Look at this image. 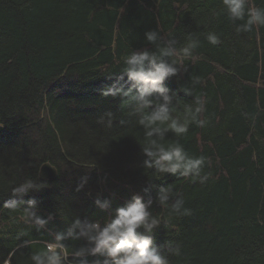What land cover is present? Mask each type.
I'll return each instance as SVG.
<instances>
[{
    "label": "trees",
    "instance_id": "16d2710c",
    "mask_svg": "<svg viewBox=\"0 0 264 264\" xmlns=\"http://www.w3.org/2000/svg\"><path fill=\"white\" fill-rule=\"evenodd\" d=\"M253 2L264 9V0ZM221 9L220 0H0V205L34 199L38 215L53 217L38 231L20 210L0 208V264H31L29 256L75 216L103 221L97 196L116 208L145 188L161 220L154 244L181 249L179 256L164 249L170 264H264V27L237 33L242 21L215 15ZM156 29L178 48L189 34L200 40L198 59H185L187 71L164 84L180 99L174 116L193 96L207 100L206 126L190 124L179 138L189 155L207 158L204 183L145 171L144 130L118 99L100 95L127 54L154 47L144 33ZM209 31L219 45L204 38ZM107 112L111 127L100 122ZM44 163L56 169L54 180L40 179ZM28 178L44 188L13 197L11 188ZM161 186L182 196L191 215L170 217L155 202Z\"/></svg>",
    "mask_w": 264,
    "mask_h": 264
},
{
    "label": "clouds",
    "instance_id": "9594fccd",
    "mask_svg": "<svg viewBox=\"0 0 264 264\" xmlns=\"http://www.w3.org/2000/svg\"><path fill=\"white\" fill-rule=\"evenodd\" d=\"M220 2L221 12L215 15L223 13L233 22L242 21L236 24L237 33L264 27V9L256 7L253 0ZM144 38L154 47L133 49L127 54L122 71L111 84L100 89V95L118 99L119 107L127 110L129 116L136 117V123L144 130V139L139 146L143 156L141 167L145 171L204 183L208 179L207 174L202 175L207 158L189 155L179 138L188 132L190 124L201 128L206 126L208 121L202 118V114L206 110L207 100L203 95L193 96L190 88L182 87L181 91L194 98L191 104L184 105L182 116H174L180 99L164 84L167 79L187 71L183 63L185 59H198L194 51L199 47L200 40L189 34L185 46L178 48L175 39H163L158 29L146 31ZM204 38L213 46L221 43L220 37L211 31ZM191 80L193 85L201 83L199 77H191ZM100 122L111 127L113 113H105ZM168 133L177 139L166 143ZM86 179H82L78 191ZM42 188L43 183H35L28 178L12 187L10 193L13 197L23 196ZM143 192L144 196L134 194L116 208L111 207V200H102L97 196L93 204L98 210L106 212L103 221L82 220L75 216L66 231L53 233L51 241H45L42 249L29 256L31 264H170L164 249L179 256L180 246L173 241L154 244L151 233L161 225V220L150 210L153 197L149 188L143 189ZM155 202L167 209L170 217L191 215V209L185 207L184 198L175 194L170 186L156 189ZM0 208L10 212L20 210V219L34 225L38 231L46 229L53 219L51 214L46 218L38 215L39 209L34 199H9ZM69 239L83 240L85 243L70 248L65 243ZM88 257L94 259L90 261Z\"/></svg>",
    "mask_w": 264,
    "mask_h": 264
},
{
    "label": "water",
    "instance_id": "95a60500",
    "mask_svg": "<svg viewBox=\"0 0 264 264\" xmlns=\"http://www.w3.org/2000/svg\"><path fill=\"white\" fill-rule=\"evenodd\" d=\"M57 176L56 169L49 163H44L39 170L41 180H54Z\"/></svg>",
    "mask_w": 264,
    "mask_h": 264
}]
</instances>
